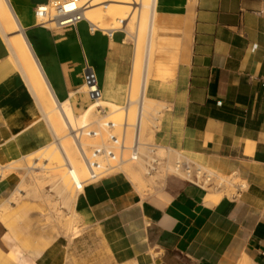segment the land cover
Wrapping results in <instances>:
<instances>
[{
    "label": "crops",
    "instance_id": "1",
    "mask_svg": "<svg viewBox=\"0 0 264 264\" xmlns=\"http://www.w3.org/2000/svg\"><path fill=\"white\" fill-rule=\"evenodd\" d=\"M52 1L9 0L59 102L80 114L91 104L85 68L96 71L102 98L124 106L135 46L87 21L39 25L35 8ZM148 96L164 103L158 146L203 160L217 175L247 183L237 199L206 200L203 189L171 181L141 196L122 173L88 186L77 205L91 229L73 242L42 200L5 204L0 215L14 258L0 244V264H264V0H157ZM0 34V165L53 141ZM180 126L178 132L176 127ZM0 178V205L18 185ZM100 240V259L82 255ZM107 249V250H106Z\"/></svg>",
    "mask_w": 264,
    "mask_h": 264
},
{
    "label": "bare ground",
    "instance_id": "2",
    "mask_svg": "<svg viewBox=\"0 0 264 264\" xmlns=\"http://www.w3.org/2000/svg\"><path fill=\"white\" fill-rule=\"evenodd\" d=\"M156 3L157 0H80L77 3L78 8L87 4L82 13L92 24L102 29L123 31L135 46L129 90V120L131 123L136 120L135 106L138 102L142 103L140 140L145 145L141 147L137 160L130 159L116 165L108 176L118 173L126 175L136 190L145 195L161 192L171 181L182 184L188 180L194 181L197 170H209L214 173L203 160L193 157H198L197 155L190 158L183 152L159 145L156 152L153 154L151 152L149 145L156 144L155 134L160 127L163 111L167 108L164 103L151 99L147 93L152 71ZM0 34L9 49V62L16 70L15 77L31 94L34 105L40 110L42 119L53 137V141L46 147L6 166L0 165L1 179L16 174L19 180L8 201L0 205V215L6 203H18L27 197L33 200L40 199L48 205L55 221L60 224L69 241L73 242L83 233L75 223V218L80 217L74 209L77 201L79 203L83 200V194L86 193L88 186L86 188L82 186L87 171L77 143L69 133L70 126H79L89 120L95 121L99 115L97 111L99 107L109 108L107 117L120 126L126 115L125 107L101 99L91 103L82 113L76 114L68 103L59 102L9 0H0ZM120 129L118 127L116 132L120 133ZM176 130L180 132V126H177ZM133 137L134 131L128 129L126 134L128 143ZM93 142V138L83 139L84 145ZM154 158L158 160L156 166L151 164V159ZM177 163L181 166L177 167ZM182 163L191 164L192 174L185 171ZM213 183L206 197V200L213 202L225 198L227 191L230 195L234 194L237 183L242 189L247 188V183L237 175L231 177L218 175ZM0 244L6 247L14 258H19L1 225ZM20 262L27 264L23 259H20ZM242 264H252L247 255H244Z\"/></svg>",
    "mask_w": 264,
    "mask_h": 264
},
{
    "label": "built area",
    "instance_id": "3",
    "mask_svg": "<svg viewBox=\"0 0 264 264\" xmlns=\"http://www.w3.org/2000/svg\"><path fill=\"white\" fill-rule=\"evenodd\" d=\"M80 0H65V1H52L47 5L37 6L35 8L36 19L42 27L46 28H70L76 27L80 22L87 21L90 24V30L93 32H106L109 38L113 37L115 33L119 32L118 29H102L98 28L90 21H88L82 13L87 4H83L78 8L77 3ZM123 32V31H122ZM87 93L91 98V103H96L102 98V92L99 86L96 71L92 66L86 64L85 68V84ZM129 98L124 105L126 115L122 124L119 126L115 121L107 117L109 108L99 107L97 109L98 116L95 121L89 120L88 122L79 126H70L69 133L76 141L81 158L85 164L87 176L82 180V186L97 184L108 176L114 170L116 165L128 161L130 159L137 160L140 155V149L143 145L140 140V124L143 116V104L138 102L136 120L130 122L129 120ZM135 106V107H136ZM98 124V126H95ZM120 127V133L116 129ZM134 131L133 140L128 143L126 134L127 130ZM89 137L93 138L94 142L90 145H84L83 139ZM152 154L157 151V145H149ZM151 164L156 166L158 160L151 159ZM181 166L177 163V167ZM72 167V166H70ZM182 167L188 174H192L191 164L182 163ZM194 181L188 180L189 184L195 185L208 193V189L214 185L213 181L218 175L209 170H197L194 174ZM237 183L234 194L225 196L226 198L235 200L243 191Z\"/></svg>",
    "mask_w": 264,
    "mask_h": 264
},
{
    "label": "rangeland",
    "instance_id": "4",
    "mask_svg": "<svg viewBox=\"0 0 264 264\" xmlns=\"http://www.w3.org/2000/svg\"><path fill=\"white\" fill-rule=\"evenodd\" d=\"M83 1H85V0H83ZM127 40H128V38H127ZM128 41H130V40H128ZM20 82V80L16 77L15 78V82ZM32 97V96H31ZM92 102V101H91ZM136 113H137V106H136ZM38 114H39V116L42 118V115H41V112H40V110H38ZM123 120H124V117H123V119H122V121L121 122H123ZM132 121V120H131ZM221 176V175H220ZM108 177V176H107ZM238 181V180H237ZM94 185V184H93ZM91 186V185H90ZM136 189V188H135ZM86 191H88L87 189H86ZM137 191V190H136ZM138 192V191H137ZM139 193V192H138ZM141 196H145V194H142V193H139ZM147 194H150V193H147ZM146 194V195H147ZM226 194H227V196H230V193L227 191L226 192ZM84 196H85V194H83ZM224 198V197H223ZM79 203H78V201H77V204H76V206H75V209H74V211H75V213L78 215L79 214V217L80 218H75V223H76V225L79 227V228H81V230H82V232H85V231H88V230H90L91 229V225H89V224H86L85 222H84V219L81 217V214H80V212H79V207L77 206ZM100 243V240L99 239H94V241L91 243V241L89 242V246H90V248L91 249H93L94 250V255H93V252H88V256H86L85 254H83L82 255V258L84 259V260H89L90 262H92V260H93V258L95 257V259H100V255L102 254V249L100 248H97L98 246H100L101 247V245L99 244ZM107 250V249H106Z\"/></svg>",
    "mask_w": 264,
    "mask_h": 264
},
{
    "label": "water",
    "instance_id": "5",
    "mask_svg": "<svg viewBox=\"0 0 264 264\" xmlns=\"http://www.w3.org/2000/svg\"><path fill=\"white\" fill-rule=\"evenodd\" d=\"M26 35V34H25Z\"/></svg>",
    "mask_w": 264,
    "mask_h": 264
}]
</instances>
